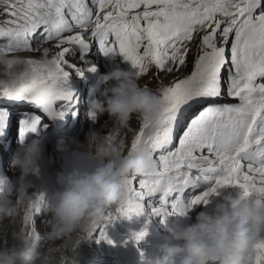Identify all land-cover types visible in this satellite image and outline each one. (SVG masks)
<instances>
[{
  "label": "snow or ice",
  "instance_id": "6c2138e0",
  "mask_svg": "<svg viewBox=\"0 0 264 264\" xmlns=\"http://www.w3.org/2000/svg\"><path fill=\"white\" fill-rule=\"evenodd\" d=\"M92 41L104 56L120 55L139 78L152 67L157 79L179 72L193 48L197 54L190 74L158 88L160 119L140 118L131 140L129 151L148 150L153 167L121 178L116 207L88 239L99 227L98 240L111 244L106 224L143 216L144 225L128 236L139 242L152 218L165 224L169 216H186L221 189L264 193V0H0V55L47 54L41 46L52 42L59 49L51 67L42 60L18 63L37 78L23 81L19 91L2 81L0 139L15 123L17 143L23 142L44 117L62 119L73 110L68 78L95 71L86 60ZM74 48L79 64L67 59ZM58 101L62 110L54 108ZM25 103L34 110L15 107ZM88 118L94 121L91 113ZM35 202L29 200L23 217L32 227ZM252 264H264V239Z\"/></svg>",
  "mask_w": 264,
  "mask_h": 264
},
{
  "label": "clouds",
  "instance_id": "9594fccd",
  "mask_svg": "<svg viewBox=\"0 0 264 264\" xmlns=\"http://www.w3.org/2000/svg\"><path fill=\"white\" fill-rule=\"evenodd\" d=\"M42 61L52 66L47 55ZM19 62L0 55V64L6 68ZM101 62L106 71L100 76L104 87L100 98L88 101L84 118L91 113L95 122L107 114L123 127L128 126L133 115L149 122L158 121L163 107L159 93L138 83L132 72L122 67L108 71L102 58ZM36 79L25 69L10 88L13 92L19 91L23 81ZM45 120L50 126H44ZM62 120L44 117L37 136L18 141L9 161V169L15 174L11 186L5 187L9 179L0 177L2 221L16 215L20 200L31 199L28 189L32 185L26 178L40 177L44 162L40 139L49 142L53 135L60 134L55 149L61 154V171L44 198L34 203L39 213L45 214L46 230L41 233L33 228L26 235H14L16 243L0 246V264H54L56 241L66 240L74 233L87 236L104 222L106 212L118 203L121 178L140 176L153 167L148 150H126L118 134L105 135L90 130L82 143L72 137L78 127H65L66 120ZM60 130L63 132L57 134ZM64 131H73V134L65 136ZM14 196L19 199L14 201ZM201 206L202 210L194 219L166 228L167 234L153 245V251L144 256L141 264H252L256 245L264 239L261 235L264 232V193L245 194L227 187L211 195L208 204ZM113 220L105 225L115 226L113 235L108 237L112 242L115 238H125V227ZM42 243L49 247L42 251Z\"/></svg>",
  "mask_w": 264,
  "mask_h": 264
},
{
  "label": "rangeland",
  "instance_id": "374dc122",
  "mask_svg": "<svg viewBox=\"0 0 264 264\" xmlns=\"http://www.w3.org/2000/svg\"><path fill=\"white\" fill-rule=\"evenodd\" d=\"M90 35V34H89ZM42 48H48L49 52L45 54L42 50L39 52L36 51H21L14 54L6 55L8 58L18 59H28L29 57H36L44 59L47 55L48 59H51L53 55L59 51L54 47V42L45 43L41 46ZM195 48L190 52L187 60L186 66L181 68L179 72H175L170 75H165L164 73H159V79H157V71L154 67L150 68L148 73L144 75L143 78L137 77L138 83L142 86H146L156 92L161 85H168L173 81L174 78H183L185 75L190 74L193 62L196 56ZM38 56V57H37ZM89 62L93 60L94 65L97 66L102 64L100 55L97 52L87 53ZM70 57L74 63L79 64L80 62V51L78 48H74L70 51ZM31 58V59H32ZM92 59V60H91ZM118 59L120 60L121 67L125 70L133 71L130 64L123 60L119 55ZM98 63V64H97ZM103 68L105 66L102 64ZM26 68L17 64H14L11 68H6L5 65L0 64V90L3 88L2 81L9 80V86H11V81L17 79L20 73H22ZM68 70V69H66ZM15 71L14 77H9L8 73ZM100 77L98 72H87L85 71L83 76H78L74 72H71L68 78V85L73 91L76 97V104L72 111L67 112V114L62 118L61 122H65V127L76 126L78 130L72 135V137L80 138L82 136L86 119L84 118V113L87 108V103L93 97L100 98V92L103 89L104 85L99 82ZM63 102L60 101V105ZM15 107L23 108L30 110L28 104H16ZM57 107V105L55 106ZM59 109L62 110L59 106ZM75 111V115H73ZM77 113L82 118V122L77 120ZM47 126H50V123L45 120L43 123ZM140 117L133 115L127 127L119 125L112 118H108L101 126L100 134H118V137L123 140L126 150H129L131 140L134 138L135 132L138 131L140 125ZM75 128V127H74ZM51 129V128H50ZM73 130V129H72ZM71 131V130H70ZM68 131V132H70ZM63 130L57 132L60 133ZM56 134V135H57ZM60 134L57 136L53 135L52 139L48 142L47 140L40 139L42 141V146L44 148V162L41 167L40 177L37 179L33 176H28L26 180L31 183V187L28 189V194L32 200H42L44 194L47 193L55 184L56 175L61 170V154L56 151L55 145L56 141L59 138ZM61 137V136H60ZM18 128L16 124H13V127L9 130L7 136L3 139H0V177H7L9 182L15 179V174L9 169V161L11 160L12 154L16 150L18 143ZM178 144V139L174 141ZM234 190V188H233ZM18 197H13V200H18ZM29 202V199H23L19 201L17 213L14 217L6 218L0 221V246L9 245V226L13 221L16 222V232L17 235L28 234L33 230V228L38 232L45 231L44 220L45 214L43 211L37 214L35 219V226L25 225L23 220L24 211ZM116 207V205H114ZM211 205H209L210 207ZM114 207V208H115ZM202 210V206H194L188 213L187 216L189 220L194 219L197 212ZM171 217V216H170ZM144 217H133L131 220H127L116 216L113 220L118 223L120 226L125 227V238H115V240L109 244L105 240H98L99 227L88 239L86 235L74 233L63 245L64 240L56 241L54 247L57 248L54 253V264H79L86 256H92L93 263L88 264H141L140 253L143 252L144 256L153 251V245L157 242H161L164 235H166V228L170 227L171 220L168 217L165 224H161L159 217H154L151 219L150 223L147 226V235L143 240L139 242H134L128 239L129 234L132 231H139L144 225ZM262 237H264V232H262ZM88 239L87 241H85ZM85 241V242H84ZM125 241H127L125 243ZM74 246V250H71V247ZM49 247L48 244L41 245V250H45ZM87 264V263H86Z\"/></svg>",
  "mask_w": 264,
  "mask_h": 264
},
{
  "label": "bare ground",
  "instance_id": "6f19581e",
  "mask_svg": "<svg viewBox=\"0 0 264 264\" xmlns=\"http://www.w3.org/2000/svg\"><path fill=\"white\" fill-rule=\"evenodd\" d=\"M38 57V56H37ZM32 57H29L28 59H31ZM33 60H43L42 58H36V57H33L32 58ZM67 59L70 61V62H72V63H74V61L71 59V57H70V54L67 56ZM23 60H27V59H22V61ZM86 60H87V62H88V65L89 66H93L94 65V62H93V60L92 61H90L89 62V58H88V56L86 57ZM98 64V63H97ZM95 67V71L96 72H98V75H99V77L102 75V74H104V73H106V71H105V69L103 68V66H101V65H97V66H94ZM129 71V70H128ZM99 82H100V80H99ZM101 83V82H100ZM102 84V83H101ZM77 103V102H76ZM77 117V120L80 122H82V118L80 117V115H77L76 116ZM109 118V116L107 115V114H105V115H103V116H101L97 121H95V122H93V121H91V120H89V118L88 119H86V123H85V126H84V130H83V133H82V136L80 137V138H77V140H79L80 142H84L85 141V136H86V134L90 131V130H95V131H100V129H101V126H102V124L107 120ZM61 170H59V172H60Z\"/></svg>",
  "mask_w": 264,
  "mask_h": 264
},
{
  "label": "trees",
  "instance_id": "16d2710c",
  "mask_svg": "<svg viewBox=\"0 0 264 264\" xmlns=\"http://www.w3.org/2000/svg\"><path fill=\"white\" fill-rule=\"evenodd\" d=\"M115 207V206H113ZM114 228L115 226L114 225H111L110 227L109 226H104V230L106 232V235H107V238L110 236V235H113L114 233ZM17 228H16V222L13 221L12 224H10L9 226V237H8V242H9V245L13 244V243H16L17 241L13 239V236L14 235H17V232H16ZM99 235V234H98ZM109 239V238H108ZM66 243V240H64V243L63 245ZM71 250H74V246L71 247ZM92 260V256H86L80 263H83V264H86L88 262H90Z\"/></svg>",
  "mask_w": 264,
  "mask_h": 264
},
{
  "label": "water",
  "instance_id": "95a60500",
  "mask_svg": "<svg viewBox=\"0 0 264 264\" xmlns=\"http://www.w3.org/2000/svg\"><path fill=\"white\" fill-rule=\"evenodd\" d=\"M72 134H73V131H72V132L64 131V135H65V136H70V135H72Z\"/></svg>",
  "mask_w": 264,
  "mask_h": 264
}]
</instances>
